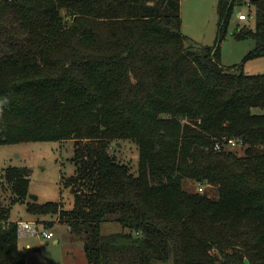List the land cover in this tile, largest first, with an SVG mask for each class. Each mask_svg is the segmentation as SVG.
<instances>
[{"label": "trees", "instance_id": "1", "mask_svg": "<svg viewBox=\"0 0 264 264\" xmlns=\"http://www.w3.org/2000/svg\"><path fill=\"white\" fill-rule=\"evenodd\" d=\"M181 3L0 0V145L71 141L75 165L70 210L29 199L25 169L0 174V264H27L16 204L67 225L87 264H264V75L221 63L240 6L255 26L232 36L264 57V0H218L213 46L184 35Z\"/></svg>", "mask_w": 264, "mask_h": 264}, {"label": "rangeland", "instance_id": "2", "mask_svg": "<svg viewBox=\"0 0 264 264\" xmlns=\"http://www.w3.org/2000/svg\"><path fill=\"white\" fill-rule=\"evenodd\" d=\"M218 0H182V32L192 41L213 46L217 31ZM252 10L247 6L235 8L228 32L221 44V63L225 67L242 66L247 75H264V57L250 59L247 56L255 48L252 39L238 41L232 34L238 26L254 28L255 19L248 18L241 22V14L249 15ZM111 152L116 160L126 164L132 173L139 169V151L132 141H122L111 145ZM74 143L26 142L20 144L0 145V174L8 168L25 169L29 172V195L38 198L37 203H62L63 209L73 208V196L68 189H63L61 179L69 178L75 172L72 162ZM0 183V187H1ZM204 189V186H199ZM188 189L195 190L193 182H188ZM1 191V188H0ZM10 194V193H9ZM30 199V198H29ZM29 205V204H28ZM28 205L16 204L12 207L10 220L19 222H36L42 228L54 233L51 241L41 240L27 233H19V245L25 251L27 264H87L84 244L72 237L69 227L56 217L32 216ZM118 224H105L103 231L114 233L120 231ZM56 241L58 243H56Z\"/></svg>", "mask_w": 264, "mask_h": 264}, {"label": "built area", "instance_id": "3", "mask_svg": "<svg viewBox=\"0 0 264 264\" xmlns=\"http://www.w3.org/2000/svg\"><path fill=\"white\" fill-rule=\"evenodd\" d=\"M240 21H246L247 20V15L246 14H241L239 16ZM229 144L231 146H235V143L233 141H230ZM219 145L216 146V149H219ZM18 229L19 233L24 232L27 233L33 237L39 238L41 240L45 241H51L54 239V233L51 232L50 230H47L46 228L40 227V225L36 222H20L18 223Z\"/></svg>", "mask_w": 264, "mask_h": 264}, {"label": "water", "instance_id": "4", "mask_svg": "<svg viewBox=\"0 0 264 264\" xmlns=\"http://www.w3.org/2000/svg\"><path fill=\"white\" fill-rule=\"evenodd\" d=\"M29 198L31 200H33V201H37L38 200V198L36 196H34V195H29ZM56 243H58V242H56Z\"/></svg>", "mask_w": 264, "mask_h": 264}, {"label": "crops", "instance_id": "5", "mask_svg": "<svg viewBox=\"0 0 264 264\" xmlns=\"http://www.w3.org/2000/svg\"><path fill=\"white\" fill-rule=\"evenodd\" d=\"M57 242V241H56Z\"/></svg>", "mask_w": 264, "mask_h": 264}]
</instances>
